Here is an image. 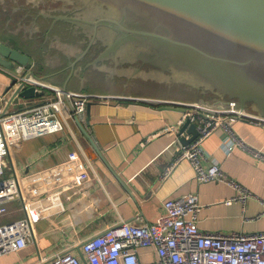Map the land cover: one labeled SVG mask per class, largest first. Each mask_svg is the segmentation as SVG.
<instances>
[{
	"label": "crops",
	"instance_id": "obj_1",
	"mask_svg": "<svg viewBox=\"0 0 264 264\" xmlns=\"http://www.w3.org/2000/svg\"><path fill=\"white\" fill-rule=\"evenodd\" d=\"M37 15L50 25L66 21L69 37L76 39L79 29H73L71 22L78 21L68 17L78 15L51 11H39ZM22 22L19 29L11 24L10 34H15L16 39L0 40L29 54L32 60L24 69L18 64L14 70L0 65V110L13 112L39 104L44 95L54 93L46 85L97 95L100 100H91L90 113L87 109L79 118L80 123L69 118L63 131L12 146L6 171L8 175H19L22 195L9 205L11 212L1 217L0 223L29 216L33 220L34 237L26 247L1 256L0 264H46L59 253L80 254L82 245L90 238L123 221L155 222L163 213L165 200L190 193L199 196L201 229L225 233L264 231V159L249 149L238 146L232 154H227L220 134H212L203 143L208 156L205 166L212 159L217 160L226 174L251 192L246 202L227 204L226 200L237 191L222 182L199 181L187 159L169 171L185 147L175 129L165 131L185 117L173 108L174 103L189 105L185 102L194 103L197 100L193 96L204 97L205 92L191 91L182 98L127 91L123 87L117 90L116 77L99 67L102 60L128 43L116 46L117 32L101 27L96 42L87 51L93 28L80 32L78 41H64L52 35L43 40L33 39L34 34L22 28L27 21L23 19L19 26ZM136 45L141 49L139 54L144 64L165 69L156 61L153 48L146 43ZM21 70L43 88L41 96L32 101L21 99L23 106L19 107L8 104L10 95L4 93L12 77H21ZM210 87L207 91L216 103L198 101L209 108H228V99ZM250 105L246 110L254 119L236 117L233 128L250 148L264 154V116ZM198 111L207 113L206 109Z\"/></svg>",
	"mask_w": 264,
	"mask_h": 264
},
{
	"label": "built area",
	"instance_id": "obj_2",
	"mask_svg": "<svg viewBox=\"0 0 264 264\" xmlns=\"http://www.w3.org/2000/svg\"><path fill=\"white\" fill-rule=\"evenodd\" d=\"M21 69H24L21 67ZM22 71V70H21ZM25 76V77H24ZM20 79L29 85H42L21 72ZM53 95H44L39 104L28 109L3 112L0 110V218L11 212L10 204L22 195V184L17 173L7 174L8 158L15 143L63 131L69 118H81L93 94L64 90L46 85ZM209 118L200 126V135L185 146L170 169L181 160H189L201 182H222L237 194L227 204L246 200L251 192L230 177L217 160L208 167L204 141L212 134H220L227 154L238 146L249 149L256 157L262 151L250 148L233 128L236 117L254 119L246 109L231 101L224 109L202 108ZM177 129L170 126L165 131ZM168 171V173H169ZM163 213L152 223L123 221L87 240L80 250L56 254L46 264H264V231L225 233L201 229L199 196L194 193L164 201ZM33 220L27 217L0 223V257L16 252L33 241Z\"/></svg>",
	"mask_w": 264,
	"mask_h": 264
},
{
	"label": "water",
	"instance_id": "obj_3",
	"mask_svg": "<svg viewBox=\"0 0 264 264\" xmlns=\"http://www.w3.org/2000/svg\"><path fill=\"white\" fill-rule=\"evenodd\" d=\"M121 13L119 18L69 19L93 28L87 51L96 42L101 27L118 33L115 45L143 41L155 50V59L204 78L228 100L246 109L255 105L264 116V0H101ZM32 57L0 40V65L27 68ZM31 76V75H30ZM29 77V76H26ZM38 85L12 77L4 95L8 104L22 107L42 95ZM92 102L88 104L90 113ZM185 117L175 131L184 146L200 135L209 118L189 104L174 103ZM79 121V118H76Z\"/></svg>",
	"mask_w": 264,
	"mask_h": 264
},
{
	"label": "rangeland",
	"instance_id": "obj_4",
	"mask_svg": "<svg viewBox=\"0 0 264 264\" xmlns=\"http://www.w3.org/2000/svg\"><path fill=\"white\" fill-rule=\"evenodd\" d=\"M4 4L10 6L8 9L9 12L4 11L7 8L6 6L3 7ZM39 11H51L53 14L75 13L76 16H82L86 19H96L105 16L119 18L121 16L117 8L101 0H0V17L4 13V16L8 18L6 24H0V39H8L9 41H12V38L16 39L14 36L15 34H10L11 32L13 33L12 25L19 29L24 23L22 22L19 26V23L23 19L27 21L25 22L27 25H24L22 28L25 27V29H29V33L34 34L33 39L44 40L47 36H59L63 38L64 41H78L81 38L80 32L82 31L79 30L77 31L78 33L75 34L76 39L70 38L68 35L69 27L67 23H65L66 21L63 20L58 23V26H64L63 30L53 29L56 25H53L51 29H49V26H51L49 25L50 22L48 20L43 21V19L37 15ZM7 12L8 14H6ZM11 12H15L16 15L12 16ZM38 32H41V34L36 35ZM100 43L102 47H104L103 42L100 41ZM135 43L146 42L129 41L113 52L107 60H102V64L99 66L101 69L107 70L110 76L113 75L116 77V84L114 85L117 90L118 87H123L126 88L127 91H145L157 93L166 97H182V95L191 93V91L196 92L200 90L201 92H205L203 96L206 98L194 95L195 97L193 96L192 99L197 100L196 102L185 103H190L193 106L198 105L202 108L208 107L198 100L209 104L216 103V100L210 96L211 92L207 91V88L211 87L204 78L191 71L179 69L174 65L167 66L164 70H160L148 64H144L143 58L139 54V50L141 49ZM35 45L37 44H32V46ZM231 101L237 102L236 100H228V103ZM237 103L240 105L239 102ZM250 106L252 109H258L253 104Z\"/></svg>",
	"mask_w": 264,
	"mask_h": 264
},
{
	"label": "flooded vegetation",
	"instance_id": "obj_5",
	"mask_svg": "<svg viewBox=\"0 0 264 264\" xmlns=\"http://www.w3.org/2000/svg\"><path fill=\"white\" fill-rule=\"evenodd\" d=\"M4 6H6L7 8H6V10H4V11H8L9 12V8H10V6H8V5H6V4H4L3 5V7ZM8 12L6 13V14H8ZM11 14H12V16H14V15H16V13L15 12H11ZM5 14L3 13V15L0 17V24H6V21H8V18L7 17H5L4 16ZM70 15H75V13H71ZM43 21H45V19H43ZM61 22V21H60ZM71 24L73 25V29H79V31H90V30H92V27H89V26H87V25H84V24H82V23H80V22H71ZM50 25V24H49ZM54 25H56V27L55 28H53V29H60V30H63V27L64 26H58L59 24H58V22H56ZM53 25H51V26H49V29H51V27H52ZM68 30V29H67ZM151 63H155L154 61H152L151 60ZM162 66H163V68H165V67H169L171 64H167V65H163V64H161ZM172 66V65H171ZM223 97H225V98H227L226 96H223ZM237 101V100H236Z\"/></svg>",
	"mask_w": 264,
	"mask_h": 264
}]
</instances>
